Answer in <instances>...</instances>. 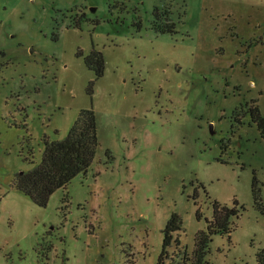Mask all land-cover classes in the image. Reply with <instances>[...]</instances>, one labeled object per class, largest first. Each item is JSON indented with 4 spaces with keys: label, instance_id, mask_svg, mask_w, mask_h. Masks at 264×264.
Masks as SVG:
<instances>
[{
    "label": "rangeland",
    "instance_id": "1",
    "mask_svg": "<svg viewBox=\"0 0 264 264\" xmlns=\"http://www.w3.org/2000/svg\"><path fill=\"white\" fill-rule=\"evenodd\" d=\"M155 7L176 34L152 31ZM93 49L98 79L83 61ZM253 106L264 118V0H0V264H158L173 214L182 230L162 264H182L213 202L234 200L243 211L206 261L255 264L264 139ZM84 109L93 161L39 207L15 176Z\"/></svg>",
    "mask_w": 264,
    "mask_h": 264
},
{
    "label": "trees",
    "instance_id": "2",
    "mask_svg": "<svg viewBox=\"0 0 264 264\" xmlns=\"http://www.w3.org/2000/svg\"><path fill=\"white\" fill-rule=\"evenodd\" d=\"M181 18V15L179 19ZM151 29L155 34L174 35L176 23L168 20L166 15H161L155 7L152 12ZM81 56V54L79 55ZM85 67L94 73L96 79L101 78L104 72V58L101 52L92 50L83 57ZM91 85L88 93L91 94ZM250 121L264 139V118L261 117L257 106L248 109ZM44 149L41 161L27 172H21L15 176L13 186L16 190L29 197L39 206L45 207L50 196L58 189L66 187L72 179L79 174H86L90 167L98 145L96 134V120L92 109L81 110L67 136L59 141H48L43 138ZM29 164L32 162L29 159ZM256 181H252V193L257 203L255 191ZM236 200L231 207L222 206L213 202V214L210 220H206V229L199 231L194 240V249L191 258L184 254L182 264H208L206 256L212 237L215 235L230 236L234 228H231L233 220H237L243 208L238 207ZM182 230V223L178 216L171 215L163 230L162 251L158 264H162L163 257L173 241V234ZM178 240H175L178 246ZM255 264H264V248L259 249L255 255Z\"/></svg>",
    "mask_w": 264,
    "mask_h": 264
},
{
    "label": "water",
    "instance_id": "3",
    "mask_svg": "<svg viewBox=\"0 0 264 264\" xmlns=\"http://www.w3.org/2000/svg\"><path fill=\"white\" fill-rule=\"evenodd\" d=\"M92 12L94 11V9L91 10Z\"/></svg>",
    "mask_w": 264,
    "mask_h": 264
}]
</instances>
